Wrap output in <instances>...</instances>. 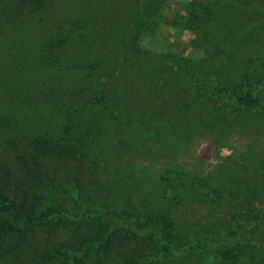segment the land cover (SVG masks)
Instances as JSON below:
<instances>
[{"label": "trees", "instance_id": "obj_1", "mask_svg": "<svg viewBox=\"0 0 264 264\" xmlns=\"http://www.w3.org/2000/svg\"><path fill=\"white\" fill-rule=\"evenodd\" d=\"M56 1L0 0V34L9 35L7 41L20 43L35 33L28 66L6 67L4 78L0 75V108L20 109L0 115L9 131L0 152V264H190L199 257L208 264H264L263 247L257 255L251 246H241L254 243L245 231L229 237L216 232L227 204L251 196L245 180L264 173L256 152L220 161L207 173L199 171L203 152L191 167L164 153L192 145L189 118L194 106L213 104L209 86L218 91L213 98L221 100L222 115L259 103L258 89L238 80L261 84L264 49L248 55L244 43L250 33L232 26L242 20L249 0H192L184 14L174 16L171 28L194 32L209 56L200 65L170 55L169 66L180 69L177 97L145 107L132 100L138 88L127 82L130 75L110 76L107 49L118 63H151L142 39L156 26L164 0H131L138 4L134 16L122 14L116 21L108 13L110 0H71V13L39 33ZM252 8L263 17L249 28L263 30V7ZM153 63L162 66L166 60ZM15 69L17 77L11 74ZM139 71L133 66L130 72ZM171 77L158 73L145 84L160 89ZM30 107L33 115H23ZM207 113L200 116L203 127ZM58 116L60 123L45 130ZM34 124L33 133L16 134ZM111 153L125 158L116 172L110 169ZM81 168L93 171L89 183ZM58 173L68 185L54 177ZM145 175L153 180L156 196L150 198L156 203L145 195ZM117 185L127 193H101ZM191 203L204 205L206 213L180 218L177 209Z\"/></svg>", "mask_w": 264, "mask_h": 264}, {"label": "rangeland", "instance_id": "obj_2", "mask_svg": "<svg viewBox=\"0 0 264 264\" xmlns=\"http://www.w3.org/2000/svg\"><path fill=\"white\" fill-rule=\"evenodd\" d=\"M103 1L104 0H99L98 4L103 3ZM190 1L192 0H164L162 7L163 12L157 18L156 26H153L150 34L145 35L142 39L143 47L150 50L152 53L154 60L151 63L159 61L160 59L166 60V63L162 64V66L155 65L156 63L151 64L150 61L145 66H139L138 62L133 60L129 61V63H124L122 61L121 63H118L113 49H111V47L107 49V55H109V59L112 61L109 66L110 76L115 75L116 77L121 76L122 78H127V76L130 75L131 78L127 79V82H132L133 86L137 85L138 93L134 94L132 99L134 103H137L136 105L145 107L146 104L149 105L151 102L159 100L167 102L172 101L177 97L176 89L174 88L179 85L177 79L180 77V69H177L174 66H169L167 61H170L168 60L170 55L186 57L195 64L200 65L205 63L204 61L207 60L209 56L208 52L197 45V35L194 32L182 28L173 30L170 26L174 16L184 14L186 12V8ZM56 2V8L52 12V18H50L48 22L39 25V33L44 34L46 30L54 28L61 22L62 19H64L65 16L71 13L74 5L71 0H57ZM256 4L262 6L263 10L261 11H264V0H249V7L241 11L240 16H242V20L235 23L232 22V26L235 27L236 30L240 29L243 34L250 33V37L244 43V48L248 55H253L254 53L252 54V51L261 52L264 49V29L256 30L254 28H249L250 26L252 27L256 25V23H259L258 21L263 17V12L259 13V11L253 10L252 6ZM137 9L138 4L131 0H110L108 13L111 17H113L112 20L116 21L122 14H125L127 19L131 18L134 16ZM33 31H30V33H28L20 43H18V41L10 43L9 40L7 41V37H9V35L0 34V75L3 78L4 75H2V73L5 72L6 67L13 68L17 65L20 69L28 66L29 61L26 59V55L29 53L28 51L33 45V37H35V33H33ZM237 33L238 35L240 34L239 31H237ZM116 45L117 43H115V46ZM13 48L15 50H12V52L9 53L8 51ZM164 55H166V59L164 58ZM122 63H124V65ZM262 63L264 64V62ZM133 66H136L140 71L138 73L132 72L133 74H131L130 71ZM210 67L212 71L215 70L213 65ZM17 71L18 70L15 69V71L11 74H16L15 76L17 77ZM158 73L170 74L172 77L170 81L166 80L164 86L160 89H155L150 84L147 86L145 84V80L148 79L149 83L151 81L153 82ZM37 75H40L39 72ZM238 82L244 86L258 89L257 93L260 98L259 103L254 107H244L242 109H237L236 107V112L222 115L220 114V106H222L221 100L213 98L217 95L218 91L209 86L213 100L211 102L213 104H209L208 107L210 108H205L206 105L204 106V104L194 106L189 118L190 120L192 119L190 128L194 133L192 145L187 147H177L174 149L165 148L164 153H166L170 160L174 163L191 167L197 161L198 154L200 155V152H203L205 160L202 164H200L199 171L207 173L220 161L239 158L247 150H254L258 155V163L260 164L259 167H261L264 171V78L261 84L258 85H250V82L246 81V79H239ZM32 107L22 112L23 115L29 113L26 116H32L34 112ZM13 108L16 110L19 109L18 107ZM230 108H233V105L230 104ZM11 109L8 107L0 108V115H10L11 113H9V111H11ZM205 111L208 112L207 115L210 118L205 122L206 126L203 127L200 124V116H202V113ZM59 123L60 117L58 116L55 120L53 119V121H49V123L46 124L48 127L45 128V130H49L53 127V125L56 127ZM35 126L36 124L26 126L25 130L22 132L17 131L16 134H20V137H23L30 134L29 132L33 133L35 130L32 131V129H35ZM37 129L42 130L43 127H37ZM8 132L9 131H7L5 125L3 126V121H1L0 118V152H2L7 145L5 140L9 137ZM214 140H219V142L210 145ZM111 155L112 158L110 159V162L113 166L110 169H112V172H116L120 169L121 163L125 161V158H121V160H119L114 158L112 153ZM143 158L146 161L149 156H144ZM144 160H139V158H137L135 161L137 163H142ZM127 161L128 160H126V162ZM56 167H59V165H56ZM82 170L84 171L82 176L87 179L89 183V179L92 177L93 171L89 168ZM54 177H59L62 181V185L66 186L69 184L68 179L65 180L63 173H58ZM116 178V180H118V177ZM144 179L146 187L145 195L151 202L156 203L155 198H150L156 196V188L152 182L153 180H149L147 175L144 176ZM245 183L251 192V196L247 199L242 198L238 199L236 202L227 204L222 224H220L216 232H218V234L223 233L227 236L232 233L245 231L243 234L252 238V242L254 243L251 245L241 244V246H251V248L256 251V254L259 255V248H264V173L248 177V179L245 180ZM109 188L110 190H107L106 192L101 191V193H112L118 197L120 193H127L128 190L123 188V191L122 187L119 185L116 187L109 186ZM163 190L164 189L162 187L159 189L158 193H163ZM128 193L130 194L131 191L129 190ZM203 213H206V207L204 205H199L198 203L187 204L180 206L177 209V214L183 219H196ZM226 240L227 238H224L222 242H225ZM204 260L205 257H199L194 258V260H189V263L208 264Z\"/></svg>", "mask_w": 264, "mask_h": 264}]
</instances>
